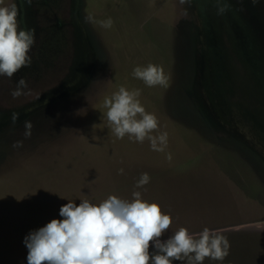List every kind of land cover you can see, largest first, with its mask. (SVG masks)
<instances>
[{
    "label": "rangeland",
    "instance_id": "rangeland-1",
    "mask_svg": "<svg viewBox=\"0 0 264 264\" xmlns=\"http://www.w3.org/2000/svg\"><path fill=\"white\" fill-rule=\"evenodd\" d=\"M15 2L35 43L29 67L0 76V264H28L25 236L62 220L69 200L133 191L172 217L162 241L180 227L218 229L230 242L222 264H264V232L249 226L264 220V0ZM108 18L111 28L97 23ZM149 63L167 87L133 77ZM20 77L28 94L13 98ZM122 85L140 89L168 133L164 152L112 132L104 99ZM142 173L151 179L137 189Z\"/></svg>",
    "mask_w": 264,
    "mask_h": 264
},
{
    "label": "clouds",
    "instance_id": "clouds-1",
    "mask_svg": "<svg viewBox=\"0 0 264 264\" xmlns=\"http://www.w3.org/2000/svg\"><path fill=\"white\" fill-rule=\"evenodd\" d=\"M186 0H180L184 4ZM31 6L32 0H21ZM227 5L218 8L226 11ZM20 6L15 0L8 4L0 0V76L11 79L24 67H29L32 58L29 52L35 43L34 29L20 27L18 16ZM86 22L93 17L86 16ZM103 28H111V18L97 21ZM134 78L148 87H167L168 78L162 66L149 63L136 66ZM28 83L24 77L16 82L11 92L13 98L26 95ZM140 89L129 90L120 86L111 97L104 99L106 118L117 139L126 135L135 142L148 140L150 148L164 152L168 145V133L158 132V118L148 113L138 97ZM18 113H12L11 120L17 121ZM33 124L24 122V137L30 138ZM153 133H158L153 135ZM23 141H16L13 147H22ZM171 160V154L167 155ZM119 172L123 174V169ZM148 173H142L135 188H143L150 182ZM63 219H52L45 226L31 231L24 238L28 249V264H203L205 259L222 262L230 252V242L218 229L204 227L198 232H189L180 227L162 241L161 237L172 225V217L165 214L157 202L142 199L140 191L132 192V200L109 195L99 204L87 199L79 205L69 200L60 208ZM250 227L264 232V220L252 222ZM150 242L155 252H149Z\"/></svg>",
    "mask_w": 264,
    "mask_h": 264
}]
</instances>
